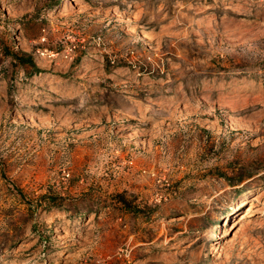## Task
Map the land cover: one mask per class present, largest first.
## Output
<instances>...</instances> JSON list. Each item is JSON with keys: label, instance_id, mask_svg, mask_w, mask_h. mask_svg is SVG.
I'll list each match as a JSON object with an SVG mask.
<instances>
[{"label": "rangeland", "instance_id": "374dc122", "mask_svg": "<svg viewBox=\"0 0 264 264\" xmlns=\"http://www.w3.org/2000/svg\"><path fill=\"white\" fill-rule=\"evenodd\" d=\"M0 264H264V0H0Z\"/></svg>", "mask_w": 264, "mask_h": 264}, {"label": "bare ground", "instance_id": "6f19581e", "mask_svg": "<svg viewBox=\"0 0 264 264\" xmlns=\"http://www.w3.org/2000/svg\"><path fill=\"white\" fill-rule=\"evenodd\" d=\"M255 197L253 198V201H258V195H254ZM249 210H250V208H249ZM241 219H234L231 223H230V225H233L234 226V224H236L237 222H239ZM229 228V227H228Z\"/></svg>", "mask_w": 264, "mask_h": 264}]
</instances>
